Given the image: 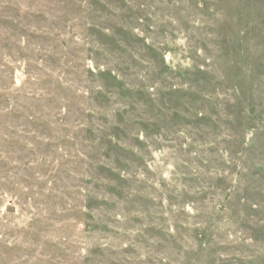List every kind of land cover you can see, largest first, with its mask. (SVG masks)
<instances>
[{
    "label": "rangeland",
    "instance_id": "rangeland-1",
    "mask_svg": "<svg viewBox=\"0 0 264 264\" xmlns=\"http://www.w3.org/2000/svg\"><path fill=\"white\" fill-rule=\"evenodd\" d=\"M0 264H264V0H0Z\"/></svg>",
    "mask_w": 264,
    "mask_h": 264
}]
</instances>
